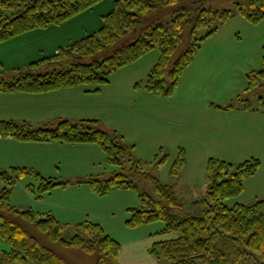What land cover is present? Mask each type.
<instances>
[{
  "label": "trees",
  "instance_id": "trees-1",
  "mask_svg": "<svg viewBox=\"0 0 264 264\" xmlns=\"http://www.w3.org/2000/svg\"><path fill=\"white\" fill-rule=\"evenodd\" d=\"M99 1L0 0V44L32 29L61 24ZM205 3L206 0H114L96 31L58 46L50 55L0 73V92L37 93L72 86H92L96 91L109 83L115 71L157 48L158 59L143 88L170 97L206 38L234 16L251 24L264 19V0H237L234 9L220 11L206 7ZM6 10L9 14L4 13ZM202 28L206 32L198 36ZM261 57L260 68L245 74L243 90L227 107L241 102L244 108L264 112V44ZM0 136L21 141L93 143L102 150L108 164L118 167L108 176L72 180L45 177L28 167L1 170L0 238L9 248L0 251V264H81L80 257H86L91 264H116L121 252L120 242L89 219L77 223L76 233L66 238V225L51 213H37L12 204L10 196L16 182L28 175L38 180L36 187H27L38 198L57 186L71 183L87 184L101 196L117 188L134 191L140 204L127 209L126 227L162 222L164 227L158 235L177 233L176 237L152 243L149 253L156 259H166L170 264H235L226 252L242 244L244 253L251 258L250 264H264V197L248 203L227 202L241 194L244 180L257 172L261 163L257 157L238 163L209 158L206 191L198 199L204 206L203 212L181 218L166 209L168 203L182 204L175 192L176 183H165L155 174L166 162V152L159 149L145 163L134 155L133 143L116 130L105 128L99 119L62 120L51 128L0 120ZM184 151L179 149L171 175L179 174L185 161ZM144 164L149 171H144ZM136 178L155 185L156 199L140 193ZM219 241L223 249L218 248ZM56 246L68 250V254H77L76 260L56 250Z\"/></svg>",
  "mask_w": 264,
  "mask_h": 264
},
{
  "label": "crops",
  "instance_id": "crops-1",
  "mask_svg": "<svg viewBox=\"0 0 264 264\" xmlns=\"http://www.w3.org/2000/svg\"><path fill=\"white\" fill-rule=\"evenodd\" d=\"M261 22L251 24L234 16L206 38L171 97L144 90L148 68L140 70V64L131 66L139 59L115 71L109 83L96 91L92 86H72L37 93L0 92V120L51 128L62 120L99 119L105 128L116 130L133 143L135 154L144 160L150 154L155 156L159 149L164 150V146L176 156L183 148V179L181 170L177 176L171 175L170 169L166 174L165 167L156 170L161 181L176 183L175 192L181 203L183 198L199 201L204 196L207 183L203 185L204 193L188 189L195 185L194 170H202L209 158L238 163L257 157L261 162L257 172L244 180L241 194L227 200L228 204L252 202L264 197V112L244 108L241 102L227 107V101L242 91L245 74L260 68L252 54L254 47L259 46L262 56L263 39L256 27ZM61 24L32 29L1 43L3 59L5 56L11 62H6V68L5 60L0 59V73L6 74L70 43L71 35L66 37L57 31ZM242 31L251 33L250 52L247 47L241 49L242 43L237 39ZM255 100L251 97L252 105ZM106 164L104 153L93 143L21 141L0 136V171L11 166L28 167L45 177L72 180L110 173L113 168ZM22 178L26 181L16 182L21 191L14 188L11 192L10 200L15 205L20 203L37 213H51L63 224L89 219L120 242L121 252L124 244L135 241H142L143 251L148 252L152 243L159 240L157 233L164 227L162 222L136 228L125 226L127 209L140 204L130 189L117 188L101 196L87 184L71 183L57 186L38 198L27 188L37 186L38 180L30 175Z\"/></svg>",
  "mask_w": 264,
  "mask_h": 264
},
{
  "label": "rangeland",
  "instance_id": "rangeland-1",
  "mask_svg": "<svg viewBox=\"0 0 264 264\" xmlns=\"http://www.w3.org/2000/svg\"><path fill=\"white\" fill-rule=\"evenodd\" d=\"M113 1L114 0H101V1H99L90 9H88L84 12H81V13L77 14L76 16H73L71 19L63 22L61 24L62 25L61 28L57 31H61L62 33L65 34L66 37L68 35H71L72 41L75 39H78L82 36H85L86 34H89V33L96 31L100 27V25L102 24V16L105 15L106 13H108L112 9ZM236 1L237 0H206L205 6L210 7L213 10H219V11L223 10V9H234ZM1 12L2 11L0 9V13ZM4 13L9 14V11L6 10V11H4ZM256 27H258V29H259L258 36L260 37V39H263V44H264V21L261 22V24H259ZM205 32H206V29H204V28L200 29L198 31V36L204 35ZM240 36L241 37H238L237 39L239 41H241V43H242L241 49L242 48L245 49V47H247L249 52H250V47L252 45V37H251L250 31H247V32L242 31V35H240ZM63 46H65V45H63ZM239 47H240V45H239ZM158 55H159V51L157 48H155V49L151 50L150 52H148L147 54H145L144 56H142L138 62L132 64L131 66H136V65L140 64V70H141V67H142V69L146 67V68H148L146 71L149 72L151 67L154 65V63L158 59ZM252 55L255 56L253 59L256 63L259 64L258 66H261L260 65L261 47L255 46ZM256 55H258L257 58H256ZM0 59H2V61L5 60V66L7 68V66H8L7 63H10L11 61L6 60L5 56L3 59V51H0ZM2 69H3V66L0 64V70H2ZM237 95L238 94L231 95L230 99H228L227 102L230 103V102L234 101V99ZM161 99H162V97H161ZM234 139L235 138H233L231 141H234ZM224 149H226V148H224ZM220 150H221V147H220ZM158 151L156 153H158ZM164 152L167 153V157H166V162L161 167H165L164 169H165L166 174H167L169 171L168 169H170L171 164H173L172 162H174L173 160L176 156V153L172 152L168 147H165V146H164ZM156 153H155V155H156ZM134 155L137 157L135 152H134ZM153 157L154 156H152V154H150V155H148V157H146L145 160L144 159H141V160H143V162H145V163H148V162H150V160ZM216 159H218V158H216ZM225 161H227V160H225ZM106 165L113 168V170H111V172L118 169V167L112 166L110 164H106ZM142 168L144 169V171L150 170L147 164H144L142 166ZM183 172H184V169H181L180 177L182 179H183ZM110 173L108 172L107 174H104V176H108V175H110ZM155 174L158 176V172L155 171ZM188 174L191 178V172L190 171L188 172ZM95 176H97V175H95ZM26 178H19L18 181L20 182L22 180L24 182V181H26ZM181 178H180V180H181ZM130 179H134V177H131ZM194 180H195V182H194L195 185L188 190H193V192L195 191L197 193H201V192L204 193L205 189H204L203 185H205L207 183L206 166H203V169L200 171H199V167H198L197 171L194 170ZM134 182H135L136 186L138 187L140 193H147L149 196L156 199L155 185L151 181L143 179V178H140V179L136 178L134 180ZM34 186H36V185H34ZM14 188H15L16 192L21 191V186L17 187V183L14 186ZM19 195H20V199L23 200L24 196H23L22 192H19ZM11 203L14 204L12 201H11ZM16 206L20 209L31 208L29 205H22L20 203L17 204ZM166 206H167L166 207L167 212L174 214L177 217H181V218L189 216V215L200 214L203 212V209H204V206L200 202H198L194 199H191V198L190 199L183 198L181 205L173 206V205H170L168 203V204H166ZM77 223H79V222L65 223L66 228H64V236L66 238H69L74 233H76L75 225ZM176 236H177V233L173 232V233L159 235V239H169V238H173ZM221 243L222 242L219 241V247L218 248L223 249V246ZM244 247L245 246H243L242 244H239L238 247H236L235 249L231 248V250H228L226 253H227V258L229 259V261L233 262L235 264H250L251 258L244 253V250H245ZM8 248L9 247L5 243V241L0 238V251L3 249L7 250ZM55 248H56V250H58L62 254L69 256L70 259L76 260L75 257H77L76 256L77 254H75V253L68 254L67 253L68 250L60 249L58 246H56ZM144 248H145V245H143L142 241L131 242V244H129V245L124 244L122 252H121L120 264H170L166 259H161V261L156 260V258H154L149 253V251L148 252L143 251ZM80 258L82 261L80 260ZM80 258H79L78 262H80L81 264H91L89 259H85L86 257L85 258L80 257ZM133 262H137V263H133ZM116 264H117V260H116Z\"/></svg>",
  "mask_w": 264,
  "mask_h": 264
}]
</instances>
